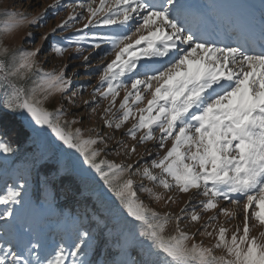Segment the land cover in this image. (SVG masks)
I'll return each mask as SVG.
<instances>
[{
    "label": "snow or ice",
    "instance_id": "1",
    "mask_svg": "<svg viewBox=\"0 0 264 264\" xmlns=\"http://www.w3.org/2000/svg\"><path fill=\"white\" fill-rule=\"evenodd\" d=\"M14 5L15 0L4 5L10 18L5 33L26 22L39 26L49 9L60 7L70 12L43 41L72 27L73 22L86 21L71 36L49 45L60 57L71 49L70 59L79 60L78 65L44 71L38 59L41 47L10 49L0 42V121L19 116L27 127L50 130L99 177L119 202L123 229L112 239L122 258H104L103 245L108 240L100 243L103 229L95 238L90 231H81L70 246L60 245L54 255L42 258L39 238L30 226L19 222L16 206L23 204L25 181L0 195L4 206L0 264H264V230L251 234L253 228L264 229V0L258 9L253 4L237 7L230 24L236 39L231 42L222 40L203 14L183 0H83L67 5L54 0L43 14L30 20L26 14L7 11ZM101 26L110 32H99ZM29 39H34L31 33L25 42ZM88 49L92 51L85 55ZM101 50L111 59L98 70L99 85L92 99L82 104L91 109V116L97 113L99 102L107 100L100 118L112 133L89 129L95 135L85 136L82 128L73 127L82 124L83 118L76 119L73 113L68 119L64 105L80 107L77 97L88 85L76 86L73 77L81 67L87 71ZM57 96L60 106L50 109L49 103ZM130 121L121 135L135 141L131 145L114 135ZM113 140L115 145L109 148ZM140 146L144 155L138 153ZM13 152L0 135V154L6 157ZM111 155H138L139 159L117 163L108 158ZM135 176L152 187L136 184ZM60 178L57 167L45 172L43 182ZM138 191L166 206L177 202L167 193L189 196L179 214H161L140 200ZM221 201L235 207H220ZM253 205L258 211L250 214ZM207 212L213 215L201 223L202 213ZM241 214L242 227L237 224L230 230L218 223L220 216L227 223ZM252 218L258 224L250 226ZM172 221L175 228L169 233ZM183 221L199 227L189 232L181 227ZM198 235L215 243L205 246L203 240H196ZM94 240L99 249L95 262L86 259Z\"/></svg>",
    "mask_w": 264,
    "mask_h": 264
},
{
    "label": "rangeland",
    "instance_id": "2",
    "mask_svg": "<svg viewBox=\"0 0 264 264\" xmlns=\"http://www.w3.org/2000/svg\"><path fill=\"white\" fill-rule=\"evenodd\" d=\"M187 0H183L185 3ZM83 2V0H63V4L67 5L70 3L78 4ZM98 2V0H97ZM209 0H201V3H205L209 6ZM34 4L35 7L29 8L28 4ZM54 0H15L14 9L8 8L7 11L11 12L13 10L26 14L28 19L39 16L44 13L48 6L53 4ZM13 4V0H0V42H2L8 48H24L31 50L37 47L43 49L41 55L38 57L40 65L44 71L57 70L65 64H79V60H72L71 49L66 51L63 57L57 56L50 48V44L58 40L60 37L71 36L77 29L83 28V24L86 22L83 19L79 22H73V26L64 31H57L54 35L48 37L47 41H43L42 37L46 34L51 33L53 28H56L64 19L67 18L70 9L67 7H60L58 9H49L46 14L45 20L39 26H33L29 23H23L17 26L14 30L5 33V24L9 21V16L5 12L4 5ZM186 4V3H185ZM80 11V9H77ZM210 12V13H209ZM209 16L211 20H217V16L214 10L209 9ZM212 14V15H211ZM85 15L87 13L85 12ZM222 21V20H221ZM223 24L225 22L223 21ZM109 27H99L98 31L101 33H109ZM223 32V30H222ZM31 33L34 39H29L25 42V37ZM224 36L227 35V29L224 31ZM231 35V37H229ZM231 38V39H230ZM236 39L235 33H228L225 42H231V40ZM72 48L76 45H72ZM92 49L85 51V55H88ZM111 59V56L104 57L101 50L99 55L94 56L91 62L90 68L85 71L83 67L79 69L80 74L73 77L74 84L79 86L82 83H86L88 86L85 88L82 95L77 97V100L81 102L78 109H72L67 104L64 106L68 108V119L73 118V113L76 119L83 118L82 124L74 125L73 127H80L84 130V135H95V132H89V129H96L97 131L111 134L112 130L103 127L102 119L100 118L103 109L107 107L108 101L101 100L97 107V113L89 115L91 109H85L83 107L82 101L92 99V92L95 87L99 85V69L103 67L104 64ZM69 75H72V70L70 69ZM123 96V90H121V96ZM117 100L116 108L119 107V99ZM60 97L57 96L52 100L48 107L51 109L53 105L59 107L57 101ZM115 111V109H114ZM10 117L9 122H17V131L22 133V135L29 136L21 137L18 142L21 143L17 152L11 154H0V195L6 193L8 187H15L19 184L26 183V187L23 190V204L21 206H16L19 213V222L30 226L32 234L39 238L42 247L39 250V254L42 258L51 257L55 254L58 246L64 245L65 247L70 246L76 239L79 232L88 230L92 233L93 237L100 236L101 225L107 224L106 229H103V236L100 237V243L103 244V240L106 238L108 240L107 244H104V250L107 255L104 257L109 260L119 261L122 257L118 246H114L112 237L119 234L121 229H123V217L120 215L119 202L115 200L113 195L107 190L106 186L103 185L101 180H95L92 178L85 177L82 174L83 166L79 158L72 152H68L62 149V142L58 141L50 130L42 128L39 125H33L32 127H27L19 116ZM131 121L128 125H125L124 129L114 133L116 139H126L129 145L134 144L135 141L123 137L121 133L129 127ZM1 135V134H0ZM5 140V137L2 136ZM152 142H149V146ZM170 143L168 146L170 147ZM115 145V140L109 143V148ZM155 152V149L152 150ZM138 153L144 155V146L138 148ZM28 154V155H26ZM163 152H161V155ZM16 158V159H15ZM109 159L115 160L117 163H134L139 159L138 155L131 156L130 158L121 156L111 155ZM14 163L12 164L13 160ZM145 159H151L145 156ZM44 164H50L52 166H57L60 169V173H69L73 176L76 182L81 183L85 186L86 192L85 196L89 197L92 201L97 204L96 209H87L86 205L81 202V198H76L74 195L68 194L66 191H58V182L54 181L50 183L49 190L44 189V184L40 182L38 168ZM21 166L22 170L28 172L29 181L26 178H21L18 173L14 170ZM143 167V163L141 164ZM157 171V170H154ZM18 174V175H16ZM15 175V176H14ZM14 176V177H13ZM17 176V178H16ZM136 184L144 183L148 187H152L151 183L140 176L133 177ZM158 192H163V189H155ZM140 200H142L150 208L154 209L158 213L171 212L173 214H179L181 208L184 207L185 203L188 202L189 194L183 193H167V195H173L176 198V203L166 206L164 203H157L151 200L146 193L137 192ZM3 205H0V211L3 210ZM220 207L234 208L235 206L227 204L225 201L220 202ZM242 207V206H241ZM100 208V209H99ZM104 210L101 213L102 209ZM197 211H200L197 208ZM252 211H258L253 205L250 209V214ZM103 214V215H99ZM213 215V212L202 213L201 223L207 220L209 216ZM94 217L100 221L97 224ZM77 218V222L73 219ZM226 218L220 216L218 223H224L225 227L230 230H234V226L240 224L242 227L243 216L242 214L238 216L237 219L231 220L225 223ZM2 223V222H0ZM252 223L258 224L252 218L250 221V226ZM181 227H187L189 232H194L199 227V225H189L188 221H183ZM175 221H172L168 225V232L174 231ZM212 229L209 228V231ZM264 230L259 227L252 229V235H257L259 231ZM112 235H108L109 232ZM231 231L229 232V235ZM197 241L203 240L205 246H209L215 243L214 239H210L205 236H197ZM99 254V249L97 248L96 241L94 240L92 249L89 250L86 259H90L95 262ZM219 255V252H217Z\"/></svg>",
    "mask_w": 264,
    "mask_h": 264
},
{
    "label": "trees",
    "instance_id": "3",
    "mask_svg": "<svg viewBox=\"0 0 264 264\" xmlns=\"http://www.w3.org/2000/svg\"><path fill=\"white\" fill-rule=\"evenodd\" d=\"M10 117H4L2 121H0V134L2 136L5 137V141H7L8 143L11 144V146L14 149V153L17 152L19 146L21 145V143L18 142V140L23 136L26 137V139H28L29 136L26 135H22V133L19 131H17V122L15 120H13L14 122H9ZM28 155V154H26ZM16 159V158H15ZM13 160L12 164L14 163V161L17 160ZM57 168V166H52L50 164H44L42 166H40L38 169V174H39V179L40 182H43V178L45 175L46 171H53ZM15 173H18L20 175L21 178H26L27 181H29V177L28 176V172L26 170H22L21 166H19L17 169L14 170ZM3 172H0V175ZM16 174V175H18ZM61 174V178L56 180L58 182V191L59 192H63L66 191L68 194L70 195H74V197L76 198H81V202L84 203V205H86V208L89 209H96L97 208V204L95 201H92L89 197L85 196V186L81 183L76 182V180L73 178V176L69 173H60ZM15 176V175H14ZM13 176V177H14ZM17 178V176H16ZM52 182L49 183H45L44 184V189L46 191H50L49 190V185ZM100 209V208H99ZM102 209V208H101ZM104 210H101V213H103ZM99 215H103V214H99ZM105 217V215H103ZM94 219L97 222V219L94 217ZM74 222H77V218L73 219ZM101 229L107 230L103 225L100 226Z\"/></svg>",
    "mask_w": 264,
    "mask_h": 264
},
{
    "label": "bare ground",
    "instance_id": "4",
    "mask_svg": "<svg viewBox=\"0 0 264 264\" xmlns=\"http://www.w3.org/2000/svg\"><path fill=\"white\" fill-rule=\"evenodd\" d=\"M209 6L205 3H201V0H187L185 3L187 5H194L198 10V13L203 14L204 19L216 29L217 33L219 34L220 38L226 41L228 33H233L230 24L232 23L233 19L236 15V10L239 5H246V4H253L258 9L261 0H209ZM209 9L214 10L215 15L217 16V20H211L208 12ZM210 13V12H209ZM212 15V14H211ZM222 20V21H221ZM223 21L225 24H223ZM227 29L228 33L224 36V31ZM223 30V32H222ZM231 37V35H229ZM231 39V38H230ZM62 149L68 152L74 153L79 160L81 161L82 158L79 157L73 150L67 149L65 145L62 144ZM82 164V163H81ZM83 171L82 174L85 175L87 178H92L95 180H100L99 177L91 170H88L87 165H82Z\"/></svg>",
    "mask_w": 264,
    "mask_h": 264
}]
</instances>
